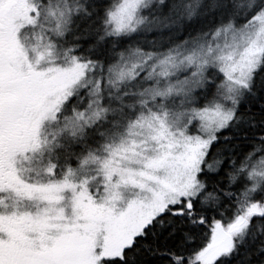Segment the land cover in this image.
<instances>
[{"label": "snow or ice", "instance_id": "1", "mask_svg": "<svg viewBox=\"0 0 264 264\" xmlns=\"http://www.w3.org/2000/svg\"><path fill=\"white\" fill-rule=\"evenodd\" d=\"M0 264H264V0H0Z\"/></svg>", "mask_w": 264, "mask_h": 264}]
</instances>
